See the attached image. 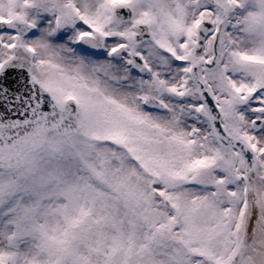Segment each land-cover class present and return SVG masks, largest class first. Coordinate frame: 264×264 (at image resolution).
Returning a JSON list of instances; mask_svg holds the SVG:
<instances>
[{
	"label": "snow or ice",
	"instance_id": "6c2138e0",
	"mask_svg": "<svg viewBox=\"0 0 264 264\" xmlns=\"http://www.w3.org/2000/svg\"><path fill=\"white\" fill-rule=\"evenodd\" d=\"M0 264H264V0H0Z\"/></svg>",
	"mask_w": 264,
	"mask_h": 264
}]
</instances>
